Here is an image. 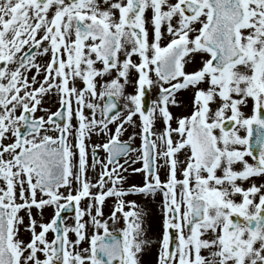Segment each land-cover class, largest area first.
<instances>
[{
    "label": "snow or ice",
    "instance_id": "obj_1",
    "mask_svg": "<svg viewBox=\"0 0 264 264\" xmlns=\"http://www.w3.org/2000/svg\"><path fill=\"white\" fill-rule=\"evenodd\" d=\"M158 194L153 241L127 197ZM152 243L156 264H264V0H0V264H142Z\"/></svg>",
    "mask_w": 264,
    "mask_h": 264
},
{
    "label": "rangeland",
    "instance_id": "obj_2",
    "mask_svg": "<svg viewBox=\"0 0 264 264\" xmlns=\"http://www.w3.org/2000/svg\"><path fill=\"white\" fill-rule=\"evenodd\" d=\"M38 63H40L39 59H38ZM47 98L48 97H46L45 101L43 102V107L46 108V106H48L47 109L51 110L49 108V107H51V103L49 102V100ZM37 114L39 116L45 115L44 112H40V111H38L36 113V115ZM17 115H19V112H17ZM127 128H128V132L130 133L132 127L127 126ZM135 132H138V129H136ZM130 135L131 134H124L123 138H126V140H128ZM135 140H137V139H135ZM97 143L100 144L101 142L98 141ZM91 147H89V154H91V152H90ZM135 157H136L135 152L130 154V158H135ZM89 163H91L90 156H89ZM121 163H123V160H121ZM140 165L141 164H134L133 167L138 168V167H141ZM99 171H100L99 167H97L95 172L90 171L89 175H90L91 179L93 180V182H95L96 173ZM124 175H126L128 177L127 182L124 185L125 188L131 187L133 185H135V186H142L143 185V180H144L143 175L140 173H133L131 168H129L128 172L124 173ZM164 175H165V173H164V170L162 169L161 170V177L163 178ZM127 201H129V202L135 201L136 205L138 206L137 209H135V210L142 211L144 213V220H145L144 227L147 230L146 238L151 239L153 241H159V239L161 237V231H162V212H161V207H160L161 202H162V196L158 194L155 199H152L151 197L146 198L143 196L133 195V196L127 197ZM82 204H83V207H86L87 200L83 201ZM114 208H115V199L114 198L108 199L106 201V204H105L104 209H103L105 219H107L111 215V212H112V210H114ZM128 210H131V209L126 207L125 211H128ZM52 213H53L52 209H48L46 211V213H45V221L46 222L50 219ZM85 219H87V217H85ZM66 224L67 225H73L74 220L69 218L66 221ZM109 227L111 230L112 229L111 221H109ZM116 227H118V224ZM51 236H52V234L49 233L48 238L51 239ZM25 237H27V239H28L27 235L23 236L22 238L25 239ZM70 238L74 240L75 239L74 234H70ZM82 246L87 247L88 245L86 243H84ZM158 252H159V244L158 243H152V245L149 248H146L144 255L142 256V264H156Z\"/></svg>",
    "mask_w": 264,
    "mask_h": 264
},
{
    "label": "flooded vegetation",
    "instance_id": "obj_3",
    "mask_svg": "<svg viewBox=\"0 0 264 264\" xmlns=\"http://www.w3.org/2000/svg\"><path fill=\"white\" fill-rule=\"evenodd\" d=\"M133 59H136V58L134 57ZM39 61H40V63H43L44 62L41 59H39ZM133 92H134V89L130 85L129 86H126V93L132 94ZM151 98H153V99L155 98V91L152 92ZM47 99L51 103V107H49L51 109L50 111L51 112L56 111L57 108L59 107L58 102H57V97L55 95H53L51 97H48ZM177 99H178V101L180 102V104L182 106L181 107H170V111H172V113L175 116L188 115V114H190V112H191V93L178 94L177 95ZM120 103H121V107H122L123 101H121ZM46 108H48V106H46ZM137 122L139 123V121H137ZM73 123L75 124V121H73ZM125 127H127V125ZM173 127H175V124H173ZM156 128H157V131L161 130L162 124L160 122H157ZM135 131H136V129H135ZM138 131H139V129H138ZM125 134H131V135H133L134 134V129L132 128L130 133L127 131V132H125ZM121 139L122 140H126V138H123V136L121 137ZM136 139L137 140L133 141V143H132L134 148L139 147L140 146V143H141L139 136H137ZM98 141H100L101 143H103V142H105V139L103 137H101V136H95V135L91 139L92 145L93 144H98L97 143ZM90 152H91V149H90ZM89 156H90V159H91V154H89ZM98 157L100 159H104L105 153L103 151H99ZM181 159H183V156H181ZM82 203H83V201H82ZM81 207H82V205H81ZM205 255H207V253H205Z\"/></svg>",
    "mask_w": 264,
    "mask_h": 264
},
{
    "label": "water",
    "instance_id": "obj_4",
    "mask_svg": "<svg viewBox=\"0 0 264 264\" xmlns=\"http://www.w3.org/2000/svg\"><path fill=\"white\" fill-rule=\"evenodd\" d=\"M66 214H69V213H66Z\"/></svg>",
    "mask_w": 264,
    "mask_h": 264
}]
</instances>
